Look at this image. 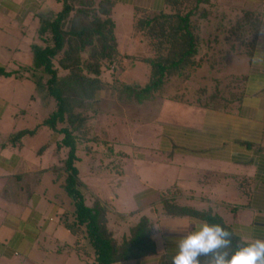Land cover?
<instances>
[{
	"label": "crops",
	"instance_id": "obj_1",
	"mask_svg": "<svg viewBox=\"0 0 264 264\" xmlns=\"http://www.w3.org/2000/svg\"><path fill=\"white\" fill-rule=\"evenodd\" d=\"M113 2L111 17L115 25L125 11L131 14L133 25L135 8L150 13L166 9L165 0ZM59 9L56 0H0V134L5 133L8 138V143L0 145V264H55L67 247L82 251L85 258L77 255L78 261L95 264L87 241L72 235L61 220L65 212L70 214L71 206L62 189V156L55 154L58 135L45 128L47 144L33 150L26 149L22 139L11 140L16 133L39 126L17 130L14 122L17 119V86L24 80L34 83L30 75L32 46L39 44L40 21L52 18ZM208 9L210 13L202 20L200 31L209 32L211 44L207 50H199L201 61L194 74L207 69L198 77L202 82L209 77L210 85H218V91L223 92L220 94L223 99L207 107L191 104L184 97L168 98L164 92L144 102L153 104L162 100L158 115L150 123L160 129L159 134L129 143L131 151L125 150L123 145L119 149L118 142L109 141L100 160L111 165L104 174L108 173L112 180L108 181L101 171H91L88 179L83 178L86 204L98 200L107 207V229L117 243L129 236L130 229L141 218L148 219L151 225L150 238L155 253L115 264H171L178 251V242L194 230L191 219L205 221L195 215L167 214L163 209V196L168 203L180 208L220 217L242 243L264 240V0H212ZM244 11L256 13L261 21L252 56L228 38L229 29ZM206 22L211 24L209 28H204L208 25ZM132 36L126 38L124 44L116 36L117 49L125 58V64L133 61L138 51L144 50ZM227 59L244 64L245 69L222 78L217 71L224 67ZM198 93L205 95L203 91ZM104 100L100 92L99 106ZM99 106L98 122L93 127L125 125L123 116L118 120L116 112L108 114L113 110L102 111ZM134 122L150 121L137 118ZM38 130L24 138H33ZM113 146L118 147L117 150ZM107 147L113 148L112 156L105 155ZM97 149L91 148L92 152L99 153ZM120 151L122 156L118 155ZM139 159L156 169L171 170L176 173L175 177L169 182L165 180V188L159 189L154 181H143L134 170L129 169L128 172L131 170L134 174L127 175V165ZM91 179L97 180V184ZM121 188H128L124 199L130 196L135 202L131 212L120 208L124 200L119 195ZM90 190H94V194ZM127 200L130 203V199ZM126 217L130 219L124 220ZM72 252H68L65 264L71 260ZM206 259L201 256V264Z\"/></svg>",
	"mask_w": 264,
	"mask_h": 264
},
{
	"label": "trees",
	"instance_id": "obj_2",
	"mask_svg": "<svg viewBox=\"0 0 264 264\" xmlns=\"http://www.w3.org/2000/svg\"><path fill=\"white\" fill-rule=\"evenodd\" d=\"M56 1L60 9L52 18L40 21L39 44L32 46L33 65L30 68L35 85L41 88L46 99L54 102V107L39 126L18 132L11 140L32 136L41 127L58 135L55 154L62 156V189L71 206L70 214L65 212L61 220L72 235L87 241L95 264H115L150 256L155 253V245L150 238L148 219L141 218L130 229L129 236L117 243L107 229V207L98 200L86 204V188L78 178L76 163L81 159L80 154L92 153L94 144L101 142L93 127L98 122L100 92L106 88L114 89L119 100L139 106L162 96L171 78H190L191 70L195 71L201 61L198 58L200 33L193 18L206 19L212 0H165L166 9L151 13L152 17L140 16L139 13L150 12L135 8L134 29L156 40L154 58L143 61L150 66L149 80L144 85L120 81L113 84L105 76L106 66L117 64L122 68L124 58L118 52L114 34L113 0ZM260 27L261 21L256 13L244 11L229 29L228 38L242 46L245 54L252 56ZM220 98L223 99L217 94L210 100L218 103ZM122 154L121 151L118 153L119 156ZM105 155L112 156L110 147ZM163 209L169 215L200 216L207 223L219 224L230 231L220 217L210 212L180 208L168 203L164 196ZM231 239V246L227 249L229 255L249 245L233 234Z\"/></svg>",
	"mask_w": 264,
	"mask_h": 264
},
{
	"label": "rangeland",
	"instance_id": "obj_3",
	"mask_svg": "<svg viewBox=\"0 0 264 264\" xmlns=\"http://www.w3.org/2000/svg\"><path fill=\"white\" fill-rule=\"evenodd\" d=\"M145 15L148 17H152L153 14L151 13H139V15ZM218 15V14H216ZM117 19V17H116ZM197 24V28L199 30V33L202 35L200 36L201 43H200V49L199 50H207V46L211 44L209 40L211 37H209V32L200 31L202 28V23L204 21H199L193 18ZM207 23V22H206ZM204 28L210 27L211 24L207 23ZM215 25V24H214ZM115 37H119V40H122V42L126 38H130L133 34L132 38L139 44L143 45L144 50H140L136 53V57H133L134 60H130V62H123L125 58H123L122 61V68L119 66H106L108 69L105 72V76L107 79L113 82H121V83H129V84H139L144 85L149 80L150 75V66L143 62L147 59L154 58L156 54V40L153 37H150L148 35H145V33H139L136 29H134L133 25L131 24V14L128 13V11H125L124 14H121L115 25L114 29ZM222 38L220 37V40ZM124 44V42L122 43ZM121 44V45H122ZM199 54V51H198ZM33 64V62H32ZM125 64V66H123ZM244 64L241 65L236 64L235 62L231 61V59H227L224 63V67L219 69L217 71L222 78H224L225 75H230L234 72H242L245 68H243ZM218 69V67H216ZM207 69H200L196 74H194V70H191L190 78L188 80L173 77L171 78L167 84L165 85V95L168 96V98H179L184 97L187 101H189L191 104H201V106H207L209 104H213L216 101H211L210 97L216 96L217 94H222L223 92L218 91V85H210L211 82H209V77L207 80H203L202 78H199V73L205 71ZM111 71V72H110ZM114 74H112L113 72ZM210 73V72H209ZM198 74V75H197ZM214 77V76H212ZM206 78V77H205ZM235 83V81H234ZM217 86V87H216ZM204 87V88H200ZM214 88H217L214 91ZM17 89L19 90L18 95V101H17V108L15 109V113L17 114V119H15V123L17 124V130L23 129V128H34L37 125H40L42 121L50 114L51 110L54 107V102L50 99H46L43 94L40 91V87H37L35 83L28 82L27 80H24L23 82H18ZM198 91H203V93L206 95H202L198 93ZM104 92V93H103ZM101 92L102 95L105 97L104 104L101 102V105L99 108L102 111H105L107 108L109 110H113L112 112H108V114H116L118 120H121L120 118L123 116L124 119H122L125 122V129L123 125L117 124L113 125L111 127H102L100 125L94 127V132L97 134L101 140L99 144H94L95 149L99 151H94L92 153L88 154H80V160L76 163V167L78 169V178L82 184H84L83 178L86 176L88 179L89 172L93 171V173L97 172H103L102 174L104 176H107L106 179L108 181H111V176L104 172L109 171V162L106 163L102 159L100 160L101 153H103L105 149V145L109 141L110 143L118 142L119 149L124 146L125 150L130 149L129 143L135 141L137 142L139 138L146 137L149 135H158L160 129L156 128L155 125L150 124L151 119L156 118L155 115H158V107H160V103L162 100L158 99L153 104L145 103L142 106H133L129 102H125L124 100H119L118 94L114 91V89H105ZM230 93H227V97H230ZM199 96H205L204 98H200ZM31 97L33 99L31 100ZM222 97V96H221ZM218 104V103H214ZM112 108V109H111ZM116 112V113H115ZM137 118L141 121L148 120L149 123L145 122H139L138 124L134 122L137 120ZM134 124H137L135 126ZM126 131V132H125ZM12 133V132H11ZM46 129L44 130H38V133L33 138H22V141L25 142L26 149H38L40 146H43L47 144L48 136H46ZM13 134V133H12ZM11 135V134H9ZM8 136V135H7ZM132 140V141H131ZM114 141V142H112ZM8 143V138L5 137V133L0 134V145L3 143ZM114 145V144H113ZM136 145V143H135ZM103 146V147H102ZM115 150H117L118 147L113 146ZM113 149L112 147H110ZM134 149V147H133ZM131 151V149H130ZM109 161V160H108ZM106 163V164H105ZM156 166L150 165L149 162H146L142 159L136 160L133 163L127 165L126 172L127 175L130 173L131 170L136 171L143 179V181H147L148 183H151L154 181L156 184L155 186L159 189L165 188L166 182H169L170 179L175 177V172L169 171L167 169H156ZM105 169V171H102ZM131 169L129 172L128 170ZM108 170V171H107ZM165 180H167L165 182ZM91 181H94L97 184V180L91 179ZM90 181V182H91ZM85 185V184H84ZM93 188L95 186H92ZM86 188V187H85ZM143 188V186H142ZM145 188V187H144ZM88 189V188H87ZM95 189V188H94ZM119 195L122 196V200L124 199V194L128 193V188H121ZM90 193L94 194V190H90ZM100 192V191H99ZM130 199V203L126 199ZM124 201V202H123ZM122 201V204L120 205L121 210H129L131 212L133 209H135V202L133 203L132 199L129 197H125V199ZM114 209V208H113ZM115 210V209H114ZM130 219L126 217L124 220ZM125 229V228H124ZM71 236V234H70ZM72 237V236H71ZM77 241V239H76ZM81 243V242H80ZM83 247V243H81ZM72 252V258L71 260H68V264H84V261L77 260V255L80 257H84V254L82 251H76L74 249H67L65 248L63 251L64 254L59 256L55 264H65L68 257L67 254H70L68 252ZM80 250H85L84 248H80ZM20 260V258H18ZM48 257L47 260L48 261ZM84 260V259H83Z\"/></svg>",
	"mask_w": 264,
	"mask_h": 264
},
{
	"label": "clouds",
	"instance_id": "obj_4",
	"mask_svg": "<svg viewBox=\"0 0 264 264\" xmlns=\"http://www.w3.org/2000/svg\"><path fill=\"white\" fill-rule=\"evenodd\" d=\"M194 230L178 242L171 264H264V240L256 239L229 255L232 233L219 224L192 218Z\"/></svg>",
	"mask_w": 264,
	"mask_h": 264
}]
</instances>
